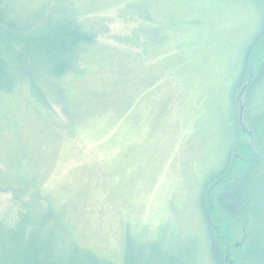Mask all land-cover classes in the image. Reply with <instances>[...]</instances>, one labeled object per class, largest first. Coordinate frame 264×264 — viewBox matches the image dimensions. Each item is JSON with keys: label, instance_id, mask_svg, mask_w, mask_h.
Returning a JSON list of instances; mask_svg holds the SVG:
<instances>
[{"label": "rangeland", "instance_id": "1", "mask_svg": "<svg viewBox=\"0 0 264 264\" xmlns=\"http://www.w3.org/2000/svg\"><path fill=\"white\" fill-rule=\"evenodd\" d=\"M47 1L11 0L32 37L75 14L95 41L60 76L59 92L46 83L42 56V67L18 76L4 101L0 264H33L34 243H42V264L86 252L115 264H213L206 223L232 262L245 216L225 213L209 180L248 147L264 168L252 120H264V103L255 102L253 115L240 112L237 95L231 106L257 29L250 3ZM14 47L33 62V46ZM253 65L249 58L248 72ZM255 95L264 98V81ZM49 207L57 210L51 232L42 216ZM71 238L81 249L69 246L64 256Z\"/></svg>", "mask_w": 264, "mask_h": 264}, {"label": "trees", "instance_id": "2", "mask_svg": "<svg viewBox=\"0 0 264 264\" xmlns=\"http://www.w3.org/2000/svg\"><path fill=\"white\" fill-rule=\"evenodd\" d=\"M51 1L48 0L44 5H48ZM246 1L250 3L255 14H257V29L246 46L243 66L233 82L231 103L234 102L237 95L238 100L242 103L240 112L245 111V114L251 113L253 115L255 102L264 103V98L255 95L256 88L264 81V0ZM31 34V24L21 23L18 13L13 12L11 0H0V116L1 113L5 114L2 112L4 101L17 77L29 73L31 66L34 69L36 66L42 67V56L46 66H48L46 74L49 75V79L46 83L59 92L60 76L71 68H77L74 66L80 57L79 52L87 49L95 41L93 28L84 26L78 21L75 14H67L59 20L52 19L51 25L38 37H32ZM25 42L29 43V46H33L28 51L33 62L25 63L21 52L14 47L15 43ZM249 58L254 64L251 72L247 70ZM34 72L33 70L30 75L32 78L30 85L37 92L38 81ZM243 79H245L244 82H242ZM242 96L244 97L243 100H241ZM42 99L44 102L43 111H45V108H48L47 100L44 96ZM231 106L233 107L234 104L232 103ZM257 110H259L258 106ZM263 113L264 110L260 114ZM258 119V115L252 117L254 134L256 141L261 144V148H264V120L255 124ZM0 122L2 121L0 120ZM235 131V128L232 127L233 141L231 146L235 144ZM245 151L246 154L241 156V161L238 164L232 165L230 169L224 168L217 174L214 173L211 176L212 179L209 180L212 183L215 182L210 189V198L215 196L219 206L228 215L245 216L243 219V242L240 243V246L233 248L232 262L226 261L224 257L226 252L225 241L214 236L211 233V225L206 223L208 231L207 250L213 264H264V168L260 167V155L253 154L251 147ZM203 206L204 204H202ZM56 211L49 207L42 214L43 217H47L46 227L50 232L52 225L57 227ZM64 241H62V245ZM70 241L74 244H67L64 256L68 253L69 246L81 249L72 238ZM51 244L53 250L57 251L55 243ZM33 253L36 259L33 264H42V243L33 244ZM58 259L61 263L55 264H115L109 259L102 261L105 257L100 256L98 258L88 252L84 256H76L71 260L59 257ZM30 262L32 263V258Z\"/></svg>", "mask_w": 264, "mask_h": 264}, {"label": "water", "instance_id": "3", "mask_svg": "<svg viewBox=\"0 0 264 264\" xmlns=\"http://www.w3.org/2000/svg\"><path fill=\"white\" fill-rule=\"evenodd\" d=\"M242 109V108H241Z\"/></svg>", "mask_w": 264, "mask_h": 264}]
</instances>
